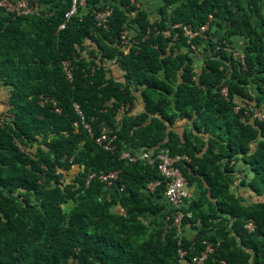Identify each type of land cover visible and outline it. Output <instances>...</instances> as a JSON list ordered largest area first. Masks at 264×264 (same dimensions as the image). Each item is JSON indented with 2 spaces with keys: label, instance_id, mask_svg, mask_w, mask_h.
<instances>
[{
  "label": "trees",
  "instance_id": "1",
  "mask_svg": "<svg viewBox=\"0 0 264 264\" xmlns=\"http://www.w3.org/2000/svg\"><path fill=\"white\" fill-rule=\"evenodd\" d=\"M28 1L39 4L38 14H0V81L7 88L0 264H173L178 246L189 264L202 241L213 246L204 264H264V0H162L152 21L138 0H85L58 31L70 0ZM105 5L112 12L97 25L93 14ZM177 22L194 30L207 24L203 36L189 40L195 50ZM132 24L137 44L123 48L120 31ZM236 35L243 66L223 49L234 48ZM110 61L126 82L108 74ZM250 78L258 80L253 104L261 105L262 119L241 106L234 111L235 98L252 99ZM131 89L143 98L136 115ZM101 130L116 135L120 150L168 146L190 156L179 166L192 188L181 206L184 226L194 230L190 239L182 235L177 244L171 221L165 225L169 207L155 166L99 147L92 137ZM239 160L246 164L239 183L256 196L249 202L229 192ZM108 169L117 178L107 199L103 182L85 186L83 179ZM156 180L153 193L145 192Z\"/></svg>",
  "mask_w": 264,
  "mask_h": 264
},
{
  "label": "built area",
  "instance_id": "2",
  "mask_svg": "<svg viewBox=\"0 0 264 264\" xmlns=\"http://www.w3.org/2000/svg\"><path fill=\"white\" fill-rule=\"evenodd\" d=\"M132 3H134V0H130ZM70 7L63 12L62 14V21L56 26V31L62 30L64 26L66 25L67 21L75 16L79 15L78 10L79 8L85 7V0H70ZM0 10L3 11V13H9V14H25V13H34L38 14L40 11V6L38 3H29L28 0H0ZM112 12V7L110 5H105L102 9L96 10L93 14L94 19L96 21L97 25L104 26L107 18ZM210 19V16H208V20ZM174 26H179L182 29V34L186 36V40L189 43V47L191 49H194V45L189 42L190 38H192L195 34H198L199 36H203V32L206 30L207 24L205 23L202 26H197V29H192L189 25H182L181 23H173ZM156 31V30H155ZM168 33L167 29H164L162 34L166 35ZM120 46L123 48L135 47L137 44V40L135 38H132V36L129 35V29L127 30L124 28L120 31ZM223 49L227 52H230V55L232 58L238 59L243 66V53L242 51H239L238 49L230 48L229 44L224 43ZM196 54V53H195ZM198 60L200 61V57L198 54H196ZM62 68L64 71L65 76L68 79H71V72L68 68V62L63 61L62 62ZM220 94L222 96H226V88L223 87L220 89ZM243 107L244 111L248 115H253L257 119L263 118V112L259 109H255V107L251 104L246 103H238L236 107H234V111L238 109V107ZM75 113L80 117V124L81 127L85 130L86 134L88 136H92V132L90 129V126H88L86 123L83 122V118L81 116V112L78 109V107L73 104L72 105ZM58 111L57 109H55ZM2 117H0V123H1ZM78 124L76 121L72 122V127L75 129L77 128ZM93 143L98 145L99 147H102L105 150L109 151H117L119 153V156L121 158H124V160L128 162H134L136 160H139L143 163H146L148 165H154L158 174L161 177V181L163 184V191L162 194L168 204V213L165 215V225L168 224L169 221L171 223L168 224V226L172 227L174 229V235L177 239V244H179L180 237L182 236L183 230V210L182 207L184 203L188 201L192 194V189L186 184V180L183 177L181 171H180V164L189 161L190 156L187 153L184 152H175L172 153L169 149V147H162L159 148L156 151L148 150V149H118L116 145V135L114 133H110L108 131L101 130L99 133L93 135ZM97 178L99 181L103 182L106 187V198L108 199V189L114 184L115 179L117 178V170L115 169H108V170H98V171H88L86 173L85 179H84V185L86 186L88 182L91 179ZM159 184V181H150L146 184L145 192L147 193H153L154 188ZM118 190H121V186L119 185L117 187ZM245 227L247 230H252L255 227V223L252 219H248L245 223ZM169 229V228H165ZM202 249L195 255H191L188 263L189 264H204L207 256L212 252L213 246L211 243L202 241ZM185 255V249L182 247L176 248V258L174 260L173 264H185L186 259L184 257Z\"/></svg>",
  "mask_w": 264,
  "mask_h": 264
},
{
  "label": "crops",
  "instance_id": "3",
  "mask_svg": "<svg viewBox=\"0 0 264 264\" xmlns=\"http://www.w3.org/2000/svg\"><path fill=\"white\" fill-rule=\"evenodd\" d=\"M135 1V0H134ZM140 3V5L142 4L141 8L145 11L146 13V17L148 20L152 21L157 19V13H158V8L159 6L162 4V0H138ZM139 4V3H138ZM0 14H3V11L0 10ZM136 28V25H131L130 26V30H129V35L133 36L134 35V29ZM242 37L236 35V37L232 38V42H234L233 47L236 49L239 48L238 46L240 45L241 41H242ZM239 44V45H238ZM201 66L200 61L198 60V58L194 59L193 61V67L194 69L198 70L199 67ZM108 74H110L114 79L121 81V82H126L124 75H123V70L119 67V65L114 62V61H110L108 63ZM3 82L0 81V112H3V110L6 109V106L4 105V102L6 100V89L4 88ZM247 91L251 96V100H250V104H253L254 100L253 98L258 94V80H252V78L249 79L247 85ZM131 95L133 96V105L131 107V112L130 114L136 115L139 114L140 112H143V101H142V97L140 95V91L138 90H134L131 89ZM235 101L238 103L239 98H235ZM254 105V104H253ZM255 109H259L261 110L262 107L261 105L259 106H255ZM234 177H233V182L232 184H230L229 186V192L234 194V195H238L241 196L242 199H244L245 202H249L252 199H255L256 196L253 194V192L245 185V184H241L239 183V178L243 173V170H246V164L243 163L242 161L239 160V162H237L234 165ZM236 177V179H234ZM162 201H164L166 203L165 198L161 197ZM194 233V230L189 226V225H185L184 227V231H183V236L185 238L190 239L192 237ZM212 233V232H211Z\"/></svg>",
  "mask_w": 264,
  "mask_h": 264
},
{
  "label": "clouds",
  "instance_id": "4",
  "mask_svg": "<svg viewBox=\"0 0 264 264\" xmlns=\"http://www.w3.org/2000/svg\"><path fill=\"white\" fill-rule=\"evenodd\" d=\"M6 14V13H5ZM231 46V45H230ZM231 48H232V46H231ZM237 49V48H236ZM240 102H242V103H246V104H250V101L249 102H244V101H240ZM240 102H238V103H240ZM238 103L236 104V106L238 105ZM251 105H253V104H251ZM254 106V105H253ZM55 110V109H54ZM58 110V109H57ZM56 111V110H55ZM261 111H262V109H261ZM2 115H5L6 113H5V111H3V112H0ZM88 172V171H87ZM86 172V173H87ZM85 176H86V174H85ZM85 176H84V179H85ZM84 179H83V183H84ZM61 182H62V180H61ZM64 182V181H63ZM88 185V184H87ZM192 189V188H191ZM161 194H162V192H161ZM163 195V194H162ZM164 197V196H163ZM184 227L185 226H183V230H184ZM182 235H183V231H182ZM181 238V237H180ZM176 242H177V239H176ZM175 254H176V251H175ZM175 258H176V256H175Z\"/></svg>",
  "mask_w": 264,
  "mask_h": 264
},
{
  "label": "rangeland",
  "instance_id": "5",
  "mask_svg": "<svg viewBox=\"0 0 264 264\" xmlns=\"http://www.w3.org/2000/svg\"><path fill=\"white\" fill-rule=\"evenodd\" d=\"M141 6H142V4H141Z\"/></svg>",
  "mask_w": 264,
  "mask_h": 264
}]
</instances>
